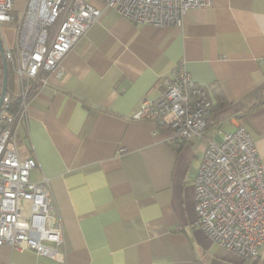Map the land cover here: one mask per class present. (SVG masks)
Masks as SVG:
<instances>
[{"label": "crops", "instance_id": "0c3cea01", "mask_svg": "<svg viewBox=\"0 0 264 264\" xmlns=\"http://www.w3.org/2000/svg\"><path fill=\"white\" fill-rule=\"evenodd\" d=\"M180 62L209 94L204 137L132 119ZM62 65L32 98L17 149L36 160L33 181L49 178L66 260L0 245V264H264V247L245 263L212 241L195 199L208 138L243 126L264 160V0H213L167 27L106 8Z\"/></svg>", "mask_w": 264, "mask_h": 264}, {"label": "built area", "instance_id": "2783aa9c", "mask_svg": "<svg viewBox=\"0 0 264 264\" xmlns=\"http://www.w3.org/2000/svg\"><path fill=\"white\" fill-rule=\"evenodd\" d=\"M28 0L13 45L5 56L14 78L0 109V245L33 250L63 263L64 225L48 177L33 181L34 158H21L17 135L35 93L50 76L63 77V59L99 20L106 8L133 22L157 27L182 26L190 9L213 0ZM16 20L14 0H0V24ZM4 43V42H3ZM156 99L145 98L133 120L156 121L178 140L204 137L211 101L184 62L160 79ZM124 150V149H122ZM197 223L214 242L243 262L260 258L264 247V160L243 126L208 145L195 179Z\"/></svg>", "mask_w": 264, "mask_h": 264}, {"label": "rangeland", "instance_id": "374dc122", "mask_svg": "<svg viewBox=\"0 0 264 264\" xmlns=\"http://www.w3.org/2000/svg\"><path fill=\"white\" fill-rule=\"evenodd\" d=\"M14 10H15V6H14ZM27 13H28L27 10L23 11V13H22V11H19V12L15 13V15H16L15 21L10 22V23L4 22V23L0 24V33H1V36L4 40V46L7 45L6 42H8L9 45L14 44L17 29L19 27L20 19H21L22 15H25ZM13 83H14V78L12 75V77L10 78V86L12 87V89H13Z\"/></svg>", "mask_w": 264, "mask_h": 264}, {"label": "water", "instance_id": "95a60500", "mask_svg": "<svg viewBox=\"0 0 264 264\" xmlns=\"http://www.w3.org/2000/svg\"><path fill=\"white\" fill-rule=\"evenodd\" d=\"M0 53H1V56L3 58V80H2V89H1V93H0V109H1V106L3 104V101H4V97L7 93V90H8V76H9V72H8V61L6 59V56H5V48H4V43H3V38L1 36V33H0Z\"/></svg>", "mask_w": 264, "mask_h": 264}, {"label": "trees", "instance_id": "16d2710c", "mask_svg": "<svg viewBox=\"0 0 264 264\" xmlns=\"http://www.w3.org/2000/svg\"><path fill=\"white\" fill-rule=\"evenodd\" d=\"M3 64H4L3 63V58H2L1 53H0V93H1V89H2V80H3ZM8 72H9L8 86H10V78L12 77V73H11V70H10L9 66H8ZM257 105H259V104H257Z\"/></svg>", "mask_w": 264, "mask_h": 264}]
</instances>
